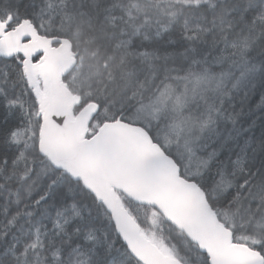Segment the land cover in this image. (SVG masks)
Here are the masks:
<instances>
[{"label": "snow or ice", "instance_id": "snow-or-ice-1", "mask_svg": "<svg viewBox=\"0 0 264 264\" xmlns=\"http://www.w3.org/2000/svg\"><path fill=\"white\" fill-rule=\"evenodd\" d=\"M0 264H264V0H0Z\"/></svg>", "mask_w": 264, "mask_h": 264}]
</instances>
